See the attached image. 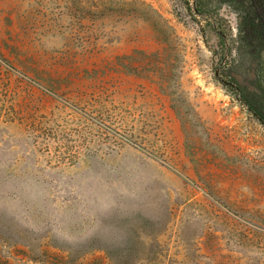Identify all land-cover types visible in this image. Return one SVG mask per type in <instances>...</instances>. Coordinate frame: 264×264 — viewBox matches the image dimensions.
Here are the masks:
<instances>
[{
  "label": "rangeland",
  "instance_id": "rangeland-1",
  "mask_svg": "<svg viewBox=\"0 0 264 264\" xmlns=\"http://www.w3.org/2000/svg\"><path fill=\"white\" fill-rule=\"evenodd\" d=\"M231 5L0 0V92L24 118L12 133L22 136L27 118H46L57 134L65 132L63 180L114 179L141 190L146 177L158 178L162 192L149 190L143 202L161 204L166 191L173 215L158 236L153 264H264V125L241 91L264 88V57L240 41V15ZM146 6L166 20L169 46L142 18ZM136 51H165L169 95L158 81L120 66L118 58ZM108 149L117 153L104 156ZM94 157L127 167L120 174L90 172ZM41 207L32 195L0 196V228L20 233L23 242L0 237L2 264H111L96 250L67 263L68 252L41 237L53 229Z\"/></svg>",
  "mask_w": 264,
  "mask_h": 264
},
{
  "label": "trees",
  "instance_id": "trees-1",
  "mask_svg": "<svg viewBox=\"0 0 264 264\" xmlns=\"http://www.w3.org/2000/svg\"><path fill=\"white\" fill-rule=\"evenodd\" d=\"M225 1L232 4L240 15L238 33L242 44L252 56L264 57V0ZM146 7L148 12H142V18L152 24L159 41L167 44L166 20L152 7ZM118 62L131 75L158 81L160 91L170 94L172 71L165 51L153 54L136 51L118 58ZM241 91L243 103L264 125V88L259 86L254 90L246 88ZM18 114L14 106L7 105L6 97L0 92V196L13 201H19L26 195L38 199L43 204L39 213L44 214V221H49L51 216V222H55L51 224L53 229L41 237L47 239L54 249L68 252L67 263L96 250L104 252L111 264H153L155 250L160 247L158 236L166 229L173 208L170 193L166 191L160 195L163 198L161 204L153 201L150 202L153 206H150L143 201L144 196L151 198L147 193L149 190L162 192V182L156 177L153 180L146 177L147 182L142 189L133 190L127 181L114 179L63 180L59 174L69 169L67 154L63 151L67 147L60 145L66 142L65 132L57 134L46 118H27V124L20 126L23 128L22 136H16L12 132L19 127L17 122L22 125L24 121ZM115 153L116 149H108L103 155ZM92 159L94 162H88V170L97 174L110 171L120 174L127 167H110L107 161L100 163L97 157ZM28 207L34 208L35 204ZM92 210L96 211L92 214ZM88 222H95L97 229L94 230L93 225L92 231L89 229L86 235L82 231ZM43 225L51 226L50 222ZM20 236L12 229L0 228V237L8 242L23 243ZM26 245L34 250L40 248ZM54 257L58 262L63 261L59 256Z\"/></svg>",
  "mask_w": 264,
  "mask_h": 264
}]
</instances>
